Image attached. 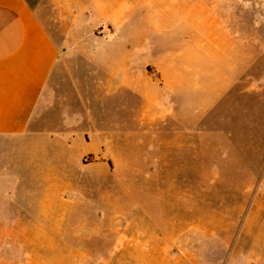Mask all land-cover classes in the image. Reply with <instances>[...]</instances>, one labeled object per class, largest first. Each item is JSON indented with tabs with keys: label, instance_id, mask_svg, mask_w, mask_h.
Masks as SVG:
<instances>
[{
	"label": "rangeland",
	"instance_id": "obj_1",
	"mask_svg": "<svg viewBox=\"0 0 264 264\" xmlns=\"http://www.w3.org/2000/svg\"><path fill=\"white\" fill-rule=\"evenodd\" d=\"M122 2L148 20L118 24L115 10L59 20L62 58L36 127L85 151L91 112L104 128L139 110L132 94L123 109L114 87L130 69L138 81L147 69L168 119L110 140L103 160L66 153L104 162L103 198L0 203V264H264V0ZM2 148L16 158V143ZM47 156L38 161H61ZM25 232L36 249L19 245Z\"/></svg>",
	"mask_w": 264,
	"mask_h": 264
},
{
	"label": "crops",
	"instance_id": "obj_2",
	"mask_svg": "<svg viewBox=\"0 0 264 264\" xmlns=\"http://www.w3.org/2000/svg\"><path fill=\"white\" fill-rule=\"evenodd\" d=\"M151 5L148 6L151 8ZM92 10L119 11L122 17L115 21L118 24L127 21L129 26L149 18L148 14L138 17L137 8L129 2L123 4L122 0H0V141L16 143L17 151L13 159L12 153L5 157V150H0V203L14 198H39L38 201L40 198H103L104 162H65L66 153L103 160L110 140L111 145H120L122 138L133 139L138 130L147 125H162L168 119L163 104L157 101L154 104L152 100L149 92L152 82L147 69L139 81L135 70L130 69L128 77L119 76L114 87L118 94L123 92L120 96L123 109L129 107L132 94L137 97L139 110L134 114L128 110L124 118L118 117L104 128L91 112L93 119L87 124V138L84 136L85 151L76 150L68 142L65 146L63 139L37 129L38 109L62 58L63 51L58 44L61 40L55 38L60 35L58 22L72 20L73 12L86 14ZM132 48L130 54L134 55L135 46ZM155 133L162 139V129ZM164 133L167 137V128ZM43 152L48 160L59 154L61 161H38V155ZM25 215L21 211L18 218ZM3 219L0 215V243L7 241ZM33 234H20L25 240L19 242L22 249L37 248L39 243L34 241Z\"/></svg>",
	"mask_w": 264,
	"mask_h": 264
},
{
	"label": "built area",
	"instance_id": "obj_3",
	"mask_svg": "<svg viewBox=\"0 0 264 264\" xmlns=\"http://www.w3.org/2000/svg\"><path fill=\"white\" fill-rule=\"evenodd\" d=\"M91 160H92V157H90V156H87V157L84 158L85 162H90Z\"/></svg>",
	"mask_w": 264,
	"mask_h": 264
}]
</instances>
